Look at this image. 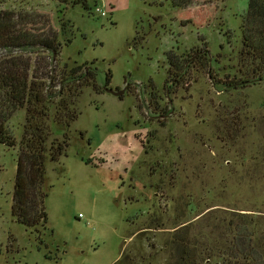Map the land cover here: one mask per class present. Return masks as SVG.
Returning <instances> with one entry per match:
<instances>
[{
	"label": "rangeland",
	"instance_id": "374dc122",
	"mask_svg": "<svg viewBox=\"0 0 264 264\" xmlns=\"http://www.w3.org/2000/svg\"><path fill=\"white\" fill-rule=\"evenodd\" d=\"M249 1L179 9L171 0H88L86 10L0 0L15 32L34 41L61 35L60 17L72 23L56 61L40 47L14 51L31 57L47 84L54 78L53 92L66 64L85 62L100 88L78 86L69 129L53 120L54 98L50 141L67 132L69 146L47 164L44 243L12 215L26 110L10 119L18 144L0 143V264H115L126 249L123 264H169L179 259L176 233L201 248L240 215L264 239V79H251L240 60ZM197 51L204 57L186 67Z\"/></svg>",
	"mask_w": 264,
	"mask_h": 264
},
{
	"label": "trees",
	"instance_id": "16d2710c",
	"mask_svg": "<svg viewBox=\"0 0 264 264\" xmlns=\"http://www.w3.org/2000/svg\"><path fill=\"white\" fill-rule=\"evenodd\" d=\"M195 0H171L173 7L183 9L194 4ZM59 5H82L90 10L88 0H57ZM9 12L0 11V143L15 147L18 140L9 130L8 123L20 109H25L27 116L23 125L22 138L19 141L18 168L15 180L12 215L22 225L38 234V239L48 230V211L46 199L52 185L48 182L47 164L58 162L69 146L68 133L63 139L50 141L51 127L47 119L51 118V107L55 97H60L53 120L67 129L79 117L74 98L79 96L82 88L91 83L100 90L96 83V74L88 69L89 63L71 69L66 66L61 74L59 89L53 92L54 78L51 84L46 82V74L39 75V68L32 69V58L16 53L23 48H42L51 52V60L61 53L64 32L73 27L70 20L59 18L60 34L50 33L38 40L26 36V32H15V26L9 22ZM242 47L240 60L243 66L250 67L251 79H264V0H250L248 10L241 25ZM71 39H66L71 43ZM176 55L168 54L170 63ZM177 57V56H176ZM172 60V61H171ZM179 59L177 58L176 61ZM176 63V62H175ZM48 66L47 64H44ZM85 72L80 73L81 68ZM108 73L107 83L111 81ZM88 77V80H87ZM247 77V78H250ZM250 79V80H251ZM78 80L79 84L75 85ZM76 90H78L76 92ZM69 95V96H66ZM244 215L238 220L226 224L223 237L209 242L208 238L201 248L193 245L186 236L175 234L172 238L179 249V259L169 264H264V239L258 236L251 223L245 221ZM193 245V248L191 247ZM197 248V249H196ZM48 258L52 256L46 255ZM127 249L115 264H123Z\"/></svg>",
	"mask_w": 264,
	"mask_h": 264
},
{
	"label": "flooded vegetation",
	"instance_id": "af4514ba",
	"mask_svg": "<svg viewBox=\"0 0 264 264\" xmlns=\"http://www.w3.org/2000/svg\"><path fill=\"white\" fill-rule=\"evenodd\" d=\"M203 55H204V54H203L202 51H197V52L192 56V58L189 59V60L187 61V63L185 64L186 67L190 64V62L195 61V60L198 59V58H202V57H204ZM184 68H185V66H183V65H181V64H177V67H175V69H176V70H180V72H181L182 70H184ZM180 72H179V73H180Z\"/></svg>",
	"mask_w": 264,
	"mask_h": 264
},
{
	"label": "water",
	"instance_id": "95a60500",
	"mask_svg": "<svg viewBox=\"0 0 264 264\" xmlns=\"http://www.w3.org/2000/svg\"><path fill=\"white\" fill-rule=\"evenodd\" d=\"M105 90L113 93L114 95H117V96H121L125 90L124 89H113V88H109V87H105Z\"/></svg>",
	"mask_w": 264,
	"mask_h": 264
},
{
	"label": "built area",
	"instance_id": "2783aa9c",
	"mask_svg": "<svg viewBox=\"0 0 264 264\" xmlns=\"http://www.w3.org/2000/svg\"><path fill=\"white\" fill-rule=\"evenodd\" d=\"M102 14H105L104 12H101Z\"/></svg>",
	"mask_w": 264,
	"mask_h": 264
}]
</instances>
